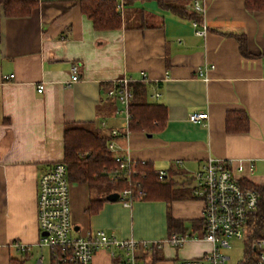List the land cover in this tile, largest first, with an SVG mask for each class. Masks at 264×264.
Instances as JSON below:
<instances>
[{"label":"crops","instance_id":"obj_1","mask_svg":"<svg viewBox=\"0 0 264 264\" xmlns=\"http://www.w3.org/2000/svg\"><path fill=\"white\" fill-rule=\"evenodd\" d=\"M117 3L123 5L121 27L103 30L82 12L80 0H39L21 17L5 14L0 2V264L15 258L47 264L38 245L37 184L47 168L65 159L69 125L97 129L115 141V154L164 170V181L171 180L178 194L127 207L106 200L93 214L86 211L88 195L79 221L72 220L78 235L105 228L149 242L173 232L200 236L203 202L192 194L189 174L211 157L231 159L233 168L242 160V178L264 183V9H250L246 0H205L199 22L208 30L200 36L192 20L158 0ZM74 63L80 79L68 84ZM124 75L131 78V104L154 106L160 129L130 130L124 105L106 97L112 80ZM196 112H207L208 118L190 121ZM242 115L249 129L229 130L228 116ZM74 196L70 191L73 201ZM16 243L30 250L23 252ZM210 249L207 241L192 239L180 248L165 244L140 253L143 264H176ZM116 262L104 249L93 259V264Z\"/></svg>","mask_w":264,"mask_h":264},{"label":"built area","instance_id":"obj_2","mask_svg":"<svg viewBox=\"0 0 264 264\" xmlns=\"http://www.w3.org/2000/svg\"><path fill=\"white\" fill-rule=\"evenodd\" d=\"M122 4L118 6L122 8ZM193 9L203 20L206 13L205 0H191L187 5ZM197 35L205 36L208 25L203 21L192 20ZM201 24V25H200ZM79 64L71 66L72 76L68 84L80 79ZM14 74L7 76V79ZM131 78L124 75L112 80V85L107 89L106 97L117 99L124 105L123 112L127 116V125L131 117L130 104L134 99ZM44 83L38 84V91L42 92ZM208 118V113L196 112L189 115L192 122H200ZM119 130L113 129L112 136H117ZM109 150L115 155L118 169L112 172V179L128 177L127 169H132L137 163L130 156L115 154V141L111 140ZM145 163L146 160H140ZM178 163H182L179 161ZM231 159L217 157L209 158L197 170L189 174L192 182V194L203 202V233L195 236L191 233L173 232L163 240L149 242L140 241L133 237H118L115 233L105 228H99L85 235H78L72 223L70 181L64 160L54 162L52 166L41 174L38 180L37 214L38 228L40 229L39 247H47L50 251L53 264H93V259L98 251L106 250L115 264H143L141 253L161 248L165 244L180 248L188 240H204L211 244V249L199 257H186L179 259L176 264H227L231 256L227 250L234 240L245 241L248 233L249 215L258 208L259 194L243 183L242 175L246 172V165L238 161L235 168ZM133 173H137L134 169ZM254 172V165L249 167ZM126 172V173H125ZM159 178L163 179L165 171H159ZM131 187L119 192V199L123 206H131L133 201ZM262 236L253 238L251 247L254 251V264H264V226ZM16 246L23 252H28L27 247L21 243ZM246 256L237 264H246Z\"/></svg>","mask_w":264,"mask_h":264},{"label":"trees","instance_id":"obj_3","mask_svg":"<svg viewBox=\"0 0 264 264\" xmlns=\"http://www.w3.org/2000/svg\"><path fill=\"white\" fill-rule=\"evenodd\" d=\"M189 0H158L161 7L170 9L174 14L190 20L200 21L199 15L192 9L187 8ZM4 5L5 14L15 17L28 16L39 5V0H0ZM82 12L93 20L97 29L120 28L122 16L118 11L117 0H80ZM246 6L250 9H264V0H246ZM144 106V105H143ZM130 104L131 117L129 127L132 131H143L152 133L160 129L159 115L154 106ZM239 119L243 121L240 128ZM155 120V123H154ZM227 127L229 130H248L250 121L245 116L239 118L228 116ZM237 122V123H236ZM239 125V126H238ZM65 159L68 170V180L81 185H86L90 191L97 195L90 196L91 199L86 208L90 214L99 211V208L107 200L106 195L112 191H122L127 187L133 190L134 200H156L159 198H174L178 194L173 188V182L160 179L159 171L148 162H137L132 169H127L128 177L112 179V172L118 169L115 155L109 150V138L99 130L86 125H69L64 134ZM137 173H133L132 170ZM125 172V173H126ZM243 183L258 192V208L248 218V233L246 237V264H254V251L251 247L253 238L262 236L264 226V183L257 184L247 179ZM94 194V193H93ZM173 224V218H168ZM11 264H23L19 259H13ZM245 264V263H244Z\"/></svg>","mask_w":264,"mask_h":264},{"label":"rangeland","instance_id":"obj_4","mask_svg":"<svg viewBox=\"0 0 264 264\" xmlns=\"http://www.w3.org/2000/svg\"><path fill=\"white\" fill-rule=\"evenodd\" d=\"M259 172V170H258ZM71 186H70V191L71 194L75 193L74 198H76V200L73 198L71 199V212H72V220L73 222H77L79 221V216H81V208H80V204H84L85 201H87V197L88 195L93 196L95 194V192L90 191L89 188L84 184V185H80L77 186V184H75V182H70ZM80 191L82 192L80 194ZM77 207V208H76ZM245 241H241V240H234L232 243V246L227 250V254L231 256V259L228 261L227 264H237L240 260H243V258L245 257V253H246V244H244ZM41 249V248H40ZM49 249L47 247H43V249L41 250L42 253L45 254L46 256V263H49V259L50 256H48V251ZM144 261V260H143Z\"/></svg>","mask_w":264,"mask_h":264},{"label":"water","instance_id":"obj_5","mask_svg":"<svg viewBox=\"0 0 264 264\" xmlns=\"http://www.w3.org/2000/svg\"><path fill=\"white\" fill-rule=\"evenodd\" d=\"M107 197V200H109L110 202H113V201H118L119 199V192L118 191H112V193L106 195Z\"/></svg>","mask_w":264,"mask_h":264}]
</instances>
